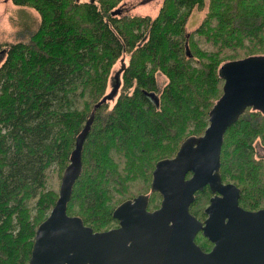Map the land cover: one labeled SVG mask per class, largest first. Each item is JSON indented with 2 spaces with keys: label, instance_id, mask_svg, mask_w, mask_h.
Masks as SVG:
<instances>
[{
  "label": "trees",
  "instance_id": "16d2710c",
  "mask_svg": "<svg viewBox=\"0 0 264 264\" xmlns=\"http://www.w3.org/2000/svg\"><path fill=\"white\" fill-rule=\"evenodd\" d=\"M207 1L205 18L187 33L190 14L206 0H164L154 18L125 15L122 0H11L40 19L16 40L0 41V264L28 263L83 130L67 214L100 232L115 223L117 205L139 194H149L148 210L159 207L160 195L149 193L154 165L203 134L223 94L220 65L264 55V0ZM123 57L109 107L101 100ZM158 74L167 79L161 89ZM254 140L264 148V114L246 108L224 133L219 171L253 210L264 206V158L251 161ZM134 183L137 193L125 196ZM202 194L189 207L197 218Z\"/></svg>",
  "mask_w": 264,
  "mask_h": 264
},
{
  "label": "water",
  "instance_id": "95a60500",
  "mask_svg": "<svg viewBox=\"0 0 264 264\" xmlns=\"http://www.w3.org/2000/svg\"><path fill=\"white\" fill-rule=\"evenodd\" d=\"M185 52L191 56L186 45ZM218 75L223 94L209 111L203 134L186 138L172 158L154 165L149 193L160 195L159 207L147 210L149 194L125 200L112 211L117 228L94 232L80 217L67 214L81 173L83 130L62 172L58 197L36 227L27 264H264V208H241L238 187L222 184L219 173L227 128L246 108L264 114V55L224 62ZM205 186L214 196L199 221L189 207ZM199 232L213 245L210 251L195 243Z\"/></svg>",
  "mask_w": 264,
  "mask_h": 264
},
{
  "label": "rangeland",
  "instance_id": "374dc122",
  "mask_svg": "<svg viewBox=\"0 0 264 264\" xmlns=\"http://www.w3.org/2000/svg\"><path fill=\"white\" fill-rule=\"evenodd\" d=\"M163 1L164 0H122V3L119 6H122L124 4L123 10L125 15L150 16L154 18L158 14L159 9L163 4ZM207 11H208L207 0L202 9L195 8L192 11L186 25L187 33L193 32L194 29L200 25V23L205 18ZM39 19H40L39 15L33 9L14 6L11 3V0H0V41L3 40L7 42H12L14 41V39L16 40V38H18L23 32L27 31L26 28H29V31L35 29L37 27ZM16 33L17 36L15 38ZM194 39L197 40L198 38L194 37ZM200 46L206 49L209 48L203 44H200ZM124 62H127L125 57H123L122 60L117 62L111 71V76L107 87V94L110 95L113 93V96H111V99H109L110 101L109 107H112L114 105V98L116 96V92L114 93V84L116 83V77L118 81L120 79V72L118 71H120L121 64ZM166 83H167V79L161 74H158L157 75L158 87L161 89ZM253 146H254L253 157H251V161L258 164L260 162V160L258 159L264 158V148L260 146L258 140H254ZM260 170H261L260 174L264 179V169H260ZM135 184L137 183H134V185H132V187L128 189L125 196H132L133 194L137 193L135 192ZM54 186H55V181L51 180L48 184V187L52 189ZM117 198H119V196ZM205 206L202 205L203 208ZM114 226L115 224H110L107 227L112 228ZM108 228H103V229H108Z\"/></svg>",
  "mask_w": 264,
  "mask_h": 264
},
{
  "label": "flooded vegetation",
  "instance_id": "af4514ba",
  "mask_svg": "<svg viewBox=\"0 0 264 264\" xmlns=\"http://www.w3.org/2000/svg\"><path fill=\"white\" fill-rule=\"evenodd\" d=\"M250 110H252V108H249ZM262 158H259L258 160H261ZM219 171H220V167H219ZM190 176V174L187 176V177H189ZM224 177H225V175H224ZM221 183L222 184H233V185H235V183L234 182H229L228 180H224V181H221ZM236 186V185H235ZM239 189V188H238ZM203 192H204V194H202V196H203V199L204 198H206L207 199V203H206V206L209 204V199L210 198H212L213 196H214V194L213 193H211L210 192V190H209V187L208 186H205L204 188H203V190H202ZM202 191H198L197 193H200V192H202ZM239 192H240V189H239ZM197 193L195 194V196L197 195ZM239 199H240V197H239ZM238 204H239V206L241 207V208H243L244 210H247V211H257V210H260V209H263L264 208V206L263 207H260V208H257V209H249V208H246V207H244L242 204H241V202H239V200H238ZM205 206V207H206ZM205 207L201 210V213H202V215L203 216H201V217H196L195 215V217L199 220V221H203L205 218H206V215L203 213V210L205 209ZM114 210V209H113ZM148 210V209H147ZM114 219V218H113ZM115 220V219H114ZM115 226L114 227H112V228H110V229H113V228H117L118 226H119V223H118V221L117 220H115ZM110 229H108V230H110ZM194 241H195V243L203 250V251H205V252H208V251H210V249L213 247V245L205 238V237H203L202 235H201V233L199 232L196 236H195V239H194Z\"/></svg>",
  "mask_w": 264,
  "mask_h": 264
},
{
  "label": "bare ground",
  "instance_id": "6f19581e",
  "mask_svg": "<svg viewBox=\"0 0 264 264\" xmlns=\"http://www.w3.org/2000/svg\"><path fill=\"white\" fill-rule=\"evenodd\" d=\"M76 139V138H75ZM72 152V151H71ZM70 159V158H69Z\"/></svg>",
  "mask_w": 264,
  "mask_h": 264
}]
</instances>
